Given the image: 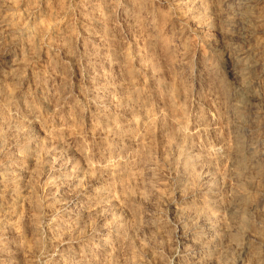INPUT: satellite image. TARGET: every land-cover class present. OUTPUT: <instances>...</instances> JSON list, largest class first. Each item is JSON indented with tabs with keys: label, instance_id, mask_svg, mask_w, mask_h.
I'll use <instances>...</instances> for the list:
<instances>
[{
	"label": "rangeland",
	"instance_id": "obj_1",
	"mask_svg": "<svg viewBox=\"0 0 264 264\" xmlns=\"http://www.w3.org/2000/svg\"><path fill=\"white\" fill-rule=\"evenodd\" d=\"M257 11L264 0H0V264H257L235 245L264 242V167L233 165L226 96H244L222 54L264 46ZM257 111L245 140L259 154ZM236 199L244 226L223 209ZM213 237L232 251L210 253Z\"/></svg>",
	"mask_w": 264,
	"mask_h": 264
},
{
	"label": "bare ground",
	"instance_id": "obj_2",
	"mask_svg": "<svg viewBox=\"0 0 264 264\" xmlns=\"http://www.w3.org/2000/svg\"><path fill=\"white\" fill-rule=\"evenodd\" d=\"M227 2V1H226ZM233 2V0H232ZM229 3V2H228ZM231 3V2H230ZM240 4V3H239ZM242 5V4H241ZM232 7V6H231ZM254 10V9H253ZM230 12V11H229ZM232 12V11H231ZM238 12V9H237ZM241 12V11H240ZM254 12V11H253ZM242 16V14H241ZM237 17V16H236ZM250 17V16H249ZM248 17V18H249ZM252 18L256 19L257 21L263 20L264 19V11L260 12L257 11L254 15H252ZM240 19V18H239ZM245 19V17L243 18ZM242 20V19H241ZM255 20V21H256ZM246 21V19H245ZM251 21V20H250ZM243 22V21H242ZM241 22V24H242ZM248 23V22H247ZM244 24V23H243ZM248 29V28H247ZM253 30V29H252ZM251 31V30H250ZM247 33V32H246ZM241 35V34H240ZM217 37V36H216ZM237 38V37H236ZM243 38V37H242ZM255 38V37H254ZM233 39V38H232ZM220 40V39H219ZM223 40V39H222ZM224 42V41H223ZM231 42V41H230ZM235 42V41H234ZM241 42V41H240ZM243 42V43H242ZM241 42V44H232V43H226L225 41V45L222 48V54H224L226 60H224V65H225V71L228 74L227 79L229 80V87L232 88L233 92L235 94H242L244 96V102H238V100L240 99V97H238L239 99L236 101L235 95L233 94H228L226 96V106L229 109L228 111H232V116L233 118L230 119L229 116V127L227 125V128L229 130H231L232 135L234 134L235 137V145H236V149L234 151V164L235 168L237 170V172L239 173V175H241V173L245 170H254L256 173H258L260 171V168L264 167V152L259 153L256 151V147L255 144L253 143V139L250 140V134L249 132H251L248 128H249V123L250 121L249 118L252 117L253 115H255V113H257V109H264V59L261 60L263 58V53H264V49L262 47V45L257 44V43H249L248 40L246 41L245 39H243ZM219 54V53H218ZM219 56V55H218ZM222 61V60H221ZM224 71V72H225ZM227 76V75H226ZM230 88V89H231ZM239 96V95H238ZM258 100L260 102V107L258 106V108H256V103L254 104V102ZM252 104H250V103ZM222 103V102H221ZM223 106V107H224ZM227 111V110H226ZM230 114V113H229ZM231 115V114H230ZM258 117V116H257ZM259 119V118H258ZM249 122V123H248ZM252 122V121H251ZM255 122V121H254ZM257 122V121H256ZM253 124V122H252ZM250 124V125H252ZM258 124V123H257ZM263 124V123H262ZM264 125V124H263ZM252 128V126H250ZM255 127V126H254ZM262 128V126H261ZM227 129V130H228ZM261 131V130H260ZM202 132V131H201ZM205 132V131H204ZM258 132V131H257ZM261 133V132H260ZM259 133V134H260ZM263 133V132H262ZM203 134V132H202ZM207 134V133H206ZM231 134V133H230ZM256 134V133H254ZM249 135V137H247L249 140H245V136ZM253 135V134H252ZM255 136V135H254ZM253 137V136H251ZM257 137V135L255 136ZM231 138V137H230ZM215 139V138H214ZM220 139V138H219ZM222 139V138H221ZM232 139V138H231ZM260 139V138H259ZM212 140V139H211ZM218 141V139H216ZM226 140V139H225ZM222 142V141H220ZM257 142V141H256ZM219 143V142H218ZM224 143V142H223ZM217 144V142L215 143ZM220 144V143H219ZM218 144V147L220 146ZM222 144V143H221ZM233 144V143H232ZM226 145V144H225ZM264 145V144H263ZM217 146V145H216ZM224 146V145H222ZM261 146V145H260ZM221 147V146H220ZM217 149V148H216ZM223 149V148H222ZM231 151V150H230ZM259 151V150H258ZM232 153V152H231ZM230 153V154H231ZM227 156V155H226ZM181 157V156H180ZM230 158L233 159V157L230 156ZM188 161V160H187ZM233 162V161H232ZM234 168V169H235ZM262 170V169H261ZM262 172V171H261ZM229 173V172H228ZM233 174V173H232ZM231 177V176H230ZM242 177V175H241ZM236 178V177H235ZM231 179V178H230ZM236 181V180H235ZM262 186L264 187V175L262 177V181H260ZM253 184V183H251ZM257 184V183H256ZM254 185V184H253ZM252 186V185H250ZM258 187V186H257ZM260 188V187H259ZM230 189V188H229ZM261 190V189H260ZM262 193L264 192V190H261ZM216 192V191H215ZM240 192V190H239ZM218 194V193H217ZM225 195V194H224ZM260 195V194H259ZM258 195V196H259ZM229 196V195H228ZM257 196V195H256ZM257 196V197H258ZM263 197V196H262ZM261 197V198H262ZM221 199V198H220ZM235 200V199H234ZM237 201L235 202H229V206L225 209V213L228 217V221L230 222V224L234 221H238L240 222L241 226H244V224H246V222L248 221L246 215L247 214V208H245L243 205V203L241 202L240 199H236ZM196 202V201H195ZM200 202V201H199ZM260 202V201H258ZM198 203V202H197ZM219 204V203H218ZM225 204V203H224ZM222 205V204H221ZM258 205V204H257ZM193 208V207H192ZM220 208V207H219ZM222 209V208H221ZM223 209H222V213H223ZM252 210V208H251ZM258 209L256 208V211ZM251 212V211H250ZM203 213V212H201ZM195 214V213H194ZM206 215V214H203ZM202 215V216H203ZM252 217V216H251ZM201 218V216H200ZM226 218V217H225ZM216 219V218H215ZM224 219V218H223ZM227 220V219H226ZM208 221V220H207ZM197 222V221H196ZM218 222V221H216ZM202 224H205L201 222ZM200 223V224H201ZM208 223V222H206ZM251 223V222H250ZM255 223V222H254ZM210 224V222H209ZM206 225V224H205ZM249 225V224H248ZM203 226V225H202ZM191 227V226H190ZM205 227V226H203ZM201 227V228H203ZM211 228V227H210ZM209 228V229H210ZM237 228V227H236ZM235 228V229H236ZM208 229V230H209ZM213 229H216L215 227ZM212 229V230H213ZM219 231L222 228H218ZM217 229V230H218ZM234 229V228H233ZM191 230V229H190ZM211 230V229H210ZM205 231V230H203ZM215 231V230H214ZM223 232V231H222ZM221 232V233H222ZM225 232V231H224ZM223 232V233H224ZM190 233V232H189ZM240 233V232H239ZM203 234V232H202ZM210 234H212L210 232ZM215 234V233H214ZM187 237V236H186ZM258 237V236H257ZM264 237V236H263ZM262 237V238H263ZM199 238V235H198ZM214 238V237H213ZM219 238V236H218ZM221 238V237H220ZM219 238V240H220ZM224 238V237H223ZM252 238V237H251ZM260 238V237H259ZM211 239V238H210ZM225 239V238H224ZM223 239V240H224ZM227 239V237H226ZM226 239L224 241V243L226 242ZM254 239V238H253ZM256 239V238H255ZM205 240V239H204ZM219 240L217 238H214V244L212 247H210L211 249H209V252L212 253L214 252V249L216 250V248L218 247L219 253L221 255L224 256V253L230 251L231 249H226L225 252V245H223V243H220L222 241L219 242ZM260 240V239H259ZM211 241V240H210ZM244 241V240H243ZM201 242V241H200ZM229 242V241H228ZM196 243V242H195ZM206 243V242H205ZM264 243V242H263ZM262 243V241H251L248 240L246 242H240L237 246V248H239V257L240 254L244 251V254H246V256H248L250 253L252 254H256V260H257V264L259 262L264 263V244ZM200 244V243H199ZM212 244V243H211ZM201 245V244H200ZM229 245V244H228ZM195 246V245H194ZM234 246V249H235ZM197 247V246H196ZM228 247V246H227ZM226 247V248H227ZM200 248V247H199ZM230 248V247H229ZM233 248V247H232ZM204 249V248H203ZM197 250V249H196ZM217 251V250H216ZM232 251V250H231ZM230 251V252H231ZM235 251V250H234ZM233 251V252H234ZM233 252L231 254H233ZM236 252V251H235ZM238 252V251H237ZM238 254V253H237ZM243 254V255H244ZM195 255V254H194ZM218 255V253L216 254ZM220 255V256H221ZM241 255V256H243ZM250 255V256H251ZM196 256V255H195ZM214 256V253L212 255V257ZM243 256V257H246ZM211 257V258H212ZM184 258V257H183ZM206 258V257H205ZM226 258V256H225ZM230 258V257H229ZM234 258V257H233ZM251 258H253V256H251ZM250 258V259H251ZM222 260L224 259L223 257L221 258ZM238 259V258H236ZM245 259V258H244ZM216 260V259H215ZM214 260V262H215ZM226 260V259H225ZM256 260H254L256 262ZM203 261V260H202ZM206 261V260H205ZM204 261V262H205ZM213 261V260H212ZM211 261V262H212ZM247 261V259L245 260ZM259 261V262H258ZM183 262V261H182ZM185 262V261H184ZM189 262V261H188ZM195 263V262H194ZM234 263V261H233ZM239 263V262H238ZM260 263V264H261ZM185 264V263H184ZM212 264V263H211ZM242 264H244V262H242ZM247 264H252V260L247 261ZM254 264V263H253Z\"/></svg>",
	"mask_w": 264,
	"mask_h": 264
}]
</instances>
